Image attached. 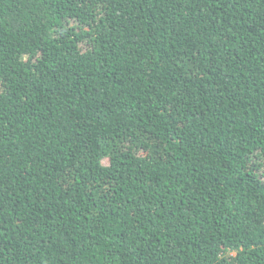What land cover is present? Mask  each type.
Returning <instances> with one entry per match:
<instances>
[{"label": "trees", "instance_id": "obj_1", "mask_svg": "<svg viewBox=\"0 0 264 264\" xmlns=\"http://www.w3.org/2000/svg\"><path fill=\"white\" fill-rule=\"evenodd\" d=\"M0 264H264V0H0Z\"/></svg>", "mask_w": 264, "mask_h": 264}]
</instances>
